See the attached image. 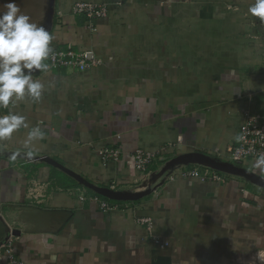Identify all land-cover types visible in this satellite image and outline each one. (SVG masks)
Returning a JSON list of instances; mask_svg holds the SVG:
<instances>
[{
  "label": "crops",
  "instance_id": "0c3cea01",
  "mask_svg": "<svg viewBox=\"0 0 264 264\" xmlns=\"http://www.w3.org/2000/svg\"><path fill=\"white\" fill-rule=\"evenodd\" d=\"M52 1L51 14L34 0H3L0 13L15 2L52 50L83 47L98 64L34 72L41 98L0 108L25 118L0 140V246L13 239L23 264H264V173L218 169L245 114L264 113L247 0H86L108 7L92 34L76 0ZM105 145L121 157L103 162ZM138 149L155 154L144 173ZM192 169L223 180L182 175Z\"/></svg>",
  "mask_w": 264,
  "mask_h": 264
},
{
  "label": "clouds",
  "instance_id": "9594fccd",
  "mask_svg": "<svg viewBox=\"0 0 264 264\" xmlns=\"http://www.w3.org/2000/svg\"><path fill=\"white\" fill-rule=\"evenodd\" d=\"M6 9L0 13V108H9L15 100L25 96L34 101L41 98L44 85L33 79V73L48 71L46 61L53 51L54 39L43 26L30 22V17L22 14L15 2H9ZM248 11L264 22V0H255ZM24 120L23 116L12 112L0 115V140L10 138L24 126ZM39 135L40 129L34 128L28 139L31 141ZM253 171L264 173V155L255 159Z\"/></svg>",
  "mask_w": 264,
  "mask_h": 264
},
{
  "label": "built area",
  "instance_id": "2783aa9c",
  "mask_svg": "<svg viewBox=\"0 0 264 264\" xmlns=\"http://www.w3.org/2000/svg\"><path fill=\"white\" fill-rule=\"evenodd\" d=\"M122 1L117 0V4H122ZM71 11L72 14L84 19L83 24L86 25L89 32H94V21L107 15L108 7L105 3L76 0L72 5ZM47 63L51 70L75 69L79 71L95 67L98 61L89 49L79 50L73 47H67L53 50ZM238 136L241 139L238 140ZM121 153L122 151L119 148L113 146L105 145L100 149L103 162L118 160L121 157ZM225 153L229 161L228 163L232 165H239L244 160H255L258 156L264 155V113L245 114V117L238 127L235 142L226 148ZM133 158L136 169L144 173L148 171L150 165L153 163L155 154L138 149L134 151ZM182 175L213 181L223 180L218 173H209L207 169H204V171H199L198 169L183 171ZM90 199L96 202L102 210L112 209L108 203L101 200L98 196H93ZM139 220L148 225L150 224V220L147 217H140ZM12 242L13 239H9V241L0 246V256L5 255L8 264H23L13 250Z\"/></svg>",
  "mask_w": 264,
  "mask_h": 264
},
{
  "label": "rangeland",
  "instance_id": "374dc122",
  "mask_svg": "<svg viewBox=\"0 0 264 264\" xmlns=\"http://www.w3.org/2000/svg\"><path fill=\"white\" fill-rule=\"evenodd\" d=\"M34 1L37 3L39 8L45 12V14H51L52 6H53V1L52 0H34ZM254 2H255V0H247V3H244L243 6L245 8H247V9H249V7L252 4H254ZM233 3H234V1H233ZM3 6H4L3 5V0H0V8H2ZM241 7H242V5L240 3L238 4V2H236V3L232 4V5H230L228 7V9H232L231 12L233 13V11L234 12L235 11H239V9ZM45 14L43 13V15H45ZM235 18L239 19V17L237 15L235 16ZM42 21H43V19L41 20V22ZM250 22H251V25L253 27L255 26V28L252 31L248 30L249 26H248V22H247V26H248L247 27V32L242 33V35L245 38H247V42L250 43V44H248L249 47H247V48H248V50H250V49L253 50L254 49L253 50L254 53L258 52L259 54H261V57H264V22H261V20L258 17H254V16L253 17L251 16ZM190 23H191V21H190ZM236 27H237V29H236L235 32L237 33V31H239V26H236ZM80 28H81V30L83 32H85L87 34L88 33L92 34V32H89V30L87 29L86 25L82 24V27H80ZM242 29H246V27H244ZM238 33L241 34L240 32H238ZM238 33H237V35H238ZM235 36H236V34H235ZM254 40L256 42H254ZM250 45H252V46H250ZM75 49L81 50V49H83V47H75ZM236 50H238V48H236ZM243 54L246 55L245 52ZM257 65H258V63H257ZM76 71H78V70H76ZM218 161L221 162V163L229 162L228 158L226 157V153H224L222 155V157H218ZM254 161L255 160H244L239 165L240 166L242 165V166L246 167L249 162H254ZM237 259H239V257H237ZM239 264H247V262H243L242 259H240Z\"/></svg>",
  "mask_w": 264,
  "mask_h": 264
},
{
  "label": "water",
  "instance_id": "95a60500",
  "mask_svg": "<svg viewBox=\"0 0 264 264\" xmlns=\"http://www.w3.org/2000/svg\"><path fill=\"white\" fill-rule=\"evenodd\" d=\"M48 162H53V161H50L49 159L47 160ZM228 165V166H227ZM231 165L230 164H220L219 165V168L218 169H220V170H223V168L224 169H228V167H230ZM233 171H235V172H238V173H242V174H244V175H247V176H249V172L248 171H245V170H243V169H239V168H237V167H230ZM75 178L76 179H79L80 180V177H78L77 175H75ZM88 186H90L91 188H93L94 189V191H97V192H99V193H101V194H106V190L105 189H103V188H100V187H94V186H92V185H88ZM106 195H109V194H106Z\"/></svg>",
  "mask_w": 264,
  "mask_h": 264
}]
</instances>
